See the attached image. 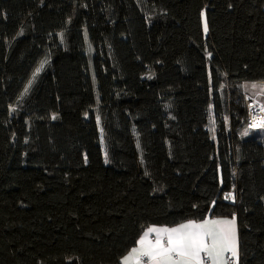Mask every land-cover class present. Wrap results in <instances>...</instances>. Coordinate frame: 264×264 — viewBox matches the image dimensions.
Returning <instances> with one entry per match:
<instances>
[{"label":"trees","instance_id":"16d2710c","mask_svg":"<svg viewBox=\"0 0 264 264\" xmlns=\"http://www.w3.org/2000/svg\"><path fill=\"white\" fill-rule=\"evenodd\" d=\"M245 83L264 0H0V264H120L153 224L233 213L264 264Z\"/></svg>","mask_w":264,"mask_h":264},{"label":"snow or ice","instance_id":"6c2138e0","mask_svg":"<svg viewBox=\"0 0 264 264\" xmlns=\"http://www.w3.org/2000/svg\"><path fill=\"white\" fill-rule=\"evenodd\" d=\"M201 16H204L203 11ZM203 30L208 31L206 21ZM251 87L254 95L264 94V84L253 83ZM259 108L264 111V104ZM252 119L254 122L259 120L252 126H264V118L253 116ZM224 198L235 201L232 193H226ZM135 245L121 258V264H239L235 213L231 218L188 219L174 226L153 224L143 231Z\"/></svg>","mask_w":264,"mask_h":264},{"label":"built area","instance_id":"2783aa9c","mask_svg":"<svg viewBox=\"0 0 264 264\" xmlns=\"http://www.w3.org/2000/svg\"><path fill=\"white\" fill-rule=\"evenodd\" d=\"M243 96L245 99V105L248 114V128L251 130L264 129V126H252L254 123H259V120H257L256 122L253 121V116L259 118V116L261 115L262 118H264V111H261L259 108L260 104H264L260 99L261 97H264V94L251 96L247 92H243Z\"/></svg>","mask_w":264,"mask_h":264},{"label":"rangeland","instance_id":"374dc122","mask_svg":"<svg viewBox=\"0 0 264 264\" xmlns=\"http://www.w3.org/2000/svg\"><path fill=\"white\" fill-rule=\"evenodd\" d=\"M205 21L207 22V19H206V16L204 15L203 16V25H204ZM39 70H40V68H39ZM252 84L253 83H245L244 84V89H245V92H247L249 95L256 96V95H254V90L251 87ZM199 85H200V83L197 80H188V81L183 82L181 87H182V89H191V88L198 87ZM260 99L264 103V97H261Z\"/></svg>","mask_w":264,"mask_h":264},{"label":"crops","instance_id":"0c3cea01","mask_svg":"<svg viewBox=\"0 0 264 264\" xmlns=\"http://www.w3.org/2000/svg\"><path fill=\"white\" fill-rule=\"evenodd\" d=\"M256 84V83H255ZM258 85V84H257ZM209 218H214V217H209ZM237 222V220H236ZM237 230H238V243H239V228H238V223H237ZM136 246V245H135ZM121 264V263H120Z\"/></svg>","mask_w":264,"mask_h":264},{"label":"bare ground","instance_id":"6f19581e","mask_svg":"<svg viewBox=\"0 0 264 264\" xmlns=\"http://www.w3.org/2000/svg\"><path fill=\"white\" fill-rule=\"evenodd\" d=\"M259 118H262V116L260 115Z\"/></svg>","mask_w":264,"mask_h":264}]
</instances>
